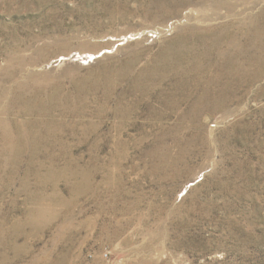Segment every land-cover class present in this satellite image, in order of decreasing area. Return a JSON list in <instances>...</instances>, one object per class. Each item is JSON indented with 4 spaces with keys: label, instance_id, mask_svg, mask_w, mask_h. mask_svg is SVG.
<instances>
[{
    "label": "rangeland",
    "instance_id": "obj_1",
    "mask_svg": "<svg viewBox=\"0 0 264 264\" xmlns=\"http://www.w3.org/2000/svg\"><path fill=\"white\" fill-rule=\"evenodd\" d=\"M0 264H264V0H0Z\"/></svg>",
    "mask_w": 264,
    "mask_h": 264
}]
</instances>
